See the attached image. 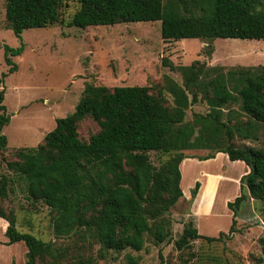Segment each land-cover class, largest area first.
<instances>
[{
    "label": "trees",
    "instance_id": "16d2710c",
    "mask_svg": "<svg viewBox=\"0 0 264 264\" xmlns=\"http://www.w3.org/2000/svg\"><path fill=\"white\" fill-rule=\"evenodd\" d=\"M64 0H6V20L12 32L22 40L24 30L42 28L60 21ZM80 6L67 22L69 27L114 25L139 21H161L164 41L186 38L258 39L264 41V0H79ZM18 47L4 45L10 65L0 84L17 70L11 56ZM165 65L173 68L163 60ZM167 63V64H166ZM200 60L180 66L183 84L168 78L166 89L173 106L164 98L150 93L148 86H116L87 84L74 112L56 120L36 148H20L16 160L7 168L26 198L41 202L54 212L56 237L82 231L83 238L97 241L101 249L143 250L146 234L157 243L171 237V209L183 197L180 165L190 158L185 151L208 149L211 153L200 160L228 154L231 161L241 160L250 171L249 194L243 192L227 206L233 211L228 232L218 237L199 233L192 222L185 225L175 241L179 249L191 240L218 241L235 230L237 212L250 195L264 202V148L236 146V135L256 139L260 124L264 125V65L232 68L210 67ZM209 69V68H208ZM202 94V96H200ZM206 98L210 110L185 121L190 105ZM5 88L0 91V158L8 146L4 127L11 121L6 105ZM239 101L241 114L225 107ZM86 116L94 119L100 130L88 142L80 139L77 123ZM151 151L169 155L155 166ZM194 158V157H193ZM9 174H0V201L9 198ZM201 186L197 181L191 191L194 199ZM0 217L8 222L7 244L24 242L26 264H49L45 258L57 256L61 250L52 242L17 228V217L0 206ZM264 257V236L260 238ZM43 261V262H41ZM161 264V263H160Z\"/></svg>",
    "mask_w": 264,
    "mask_h": 264
},
{
    "label": "rangeland",
    "instance_id": "374dc122",
    "mask_svg": "<svg viewBox=\"0 0 264 264\" xmlns=\"http://www.w3.org/2000/svg\"><path fill=\"white\" fill-rule=\"evenodd\" d=\"M79 6V0H64L58 23L26 29L21 40L6 20V0H0V78L10 68L5 60L4 45L16 48L24 43L23 52L11 56L17 70L9 73L0 84V91L5 88L3 103L11 115L10 123L3 130L8 146L0 158V174L10 176V193L7 200L0 201V206L7 212H15L20 231L52 242L61 250L57 256L45 258L49 264H264L260 243L264 236V202L250 195L240 206L235 231L229 237L224 236L218 241L191 240L183 249L175 244L189 222L202 235L218 237L220 232H228L233 211L227 203L241 194L242 186L243 192L249 194L242 180L249 169L241 174V164L224 155L200 160L199 157L211 153L208 149L191 150L190 156L196 162L183 166V187L190 196L171 209V237L157 243L153 235L146 234L141 251L130 248L120 252L103 250L97 241L83 238V230L56 237L51 208L41 202L32 203L20 191L7 162L16 160L20 148L41 145L47 133L56 127V120L74 112L87 84L105 85L111 89L148 86L150 93L161 95L165 105L173 106V97L166 89L167 80L172 78L183 84L182 65L200 60L207 66L205 78H210V67H221L227 72L232 68L257 69L264 65L263 40L186 38L164 41L161 21L69 27L67 22ZM163 60L174 67L165 65ZM225 108L226 112L235 110L236 117L246 120L239 101ZM209 110L206 98L201 97L189 106L185 121L191 122L196 114H206ZM99 130L98 123L89 116L77 123L78 135L84 142ZM232 141L236 146L264 148V125L260 124L256 139H242L236 135ZM150 155L155 166L169 158V155L155 151ZM197 181H202L198 205L210 202V207L214 206L212 213L199 214L193 220L191 191ZM188 185H191L189 191ZM6 228L0 217V264H26V245L24 242L8 245Z\"/></svg>",
    "mask_w": 264,
    "mask_h": 264
},
{
    "label": "crops",
    "instance_id": "0c3cea01",
    "mask_svg": "<svg viewBox=\"0 0 264 264\" xmlns=\"http://www.w3.org/2000/svg\"><path fill=\"white\" fill-rule=\"evenodd\" d=\"M193 150V149H192ZM190 151L191 150H186L185 151V153L188 155V156H190ZM220 155H224L226 158H229L228 157V154H226V153H223V152H219V153H217L216 154V157L215 158H217L218 156H220ZM238 163H240L241 164V166H242V171H241V174L242 173H247V169H249V171H250V168L246 165V163L244 162V161H241V160H236ZM196 161L193 159V157H190V158H185L183 161H182V163H181V165H180V169H181V173H182V180H181V187H182V190H183V197L181 198V199H183V200H188V197L190 196V194H189V192L187 193L186 192V190H185V188L183 187V179H184V168H183V166H184V164H186V165H189L190 163H195ZM197 162H199V161H197ZM202 182V181H201ZM190 186L191 185H188V187H187V190L189 191V188H190ZM202 186V185H201ZM201 188V187H200ZM200 191H198V193H197V195H196V197L193 199V201H192V205H191V208H190V212H191V215H192V217H193V220L199 215V214H202V215H209L210 213H212V211H213V206H214V204H213V206H211L210 207V202H208L207 204H205V205H201V206H199L198 205V203H197V201H199V198H200ZM180 199V200H181ZM179 200V201H180ZM178 201V202H179ZM177 202V203H178ZM225 203H226V201H225ZM212 205V204H211ZM232 214H233V212H231ZM2 220H3V223H4V225H5V227H7V225H8V222L5 220V219H3L2 218Z\"/></svg>",
    "mask_w": 264,
    "mask_h": 264
},
{
    "label": "water",
    "instance_id": "95a60500",
    "mask_svg": "<svg viewBox=\"0 0 264 264\" xmlns=\"http://www.w3.org/2000/svg\"><path fill=\"white\" fill-rule=\"evenodd\" d=\"M243 182H244L245 185H247V180L246 179H244Z\"/></svg>",
    "mask_w": 264,
    "mask_h": 264
}]
</instances>
